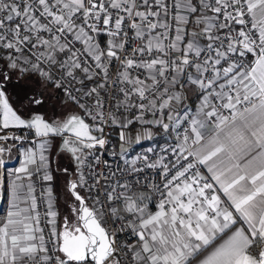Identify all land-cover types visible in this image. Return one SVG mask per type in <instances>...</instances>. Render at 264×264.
Returning a JSON list of instances; mask_svg holds the SVG:
<instances>
[{"label": "snow or ice", "instance_id": "6c2138e0", "mask_svg": "<svg viewBox=\"0 0 264 264\" xmlns=\"http://www.w3.org/2000/svg\"><path fill=\"white\" fill-rule=\"evenodd\" d=\"M0 201V264H264V0H0Z\"/></svg>", "mask_w": 264, "mask_h": 264}, {"label": "crops", "instance_id": "0c3cea01", "mask_svg": "<svg viewBox=\"0 0 264 264\" xmlns=\"http://www.w3.org/2000/svg\"><path fill=\"white\" fill-rule=\"evenodd\" d=\"M149 143H152V142L151 141H143L141 144L145 145V144H149ZM135 145H137V144H133L130 147H133ZM14 158H15L14 160H11L12 162L10 161L8 163L9 168H15V167L19 166L18 159H17L16 155H14ZM0 207H6V205L3 204V201H0Z\"/></svg>", "mask_w": 264, "mask_h": 264}, {"label": "built area", "instance_id": "2783aa9c", "mask_svg": "<svg viewBox=\"0 0 264 264\" xmlns=\"http://www.w3.org/2000/svg\"><path fill=\"white\" fill-rule=\"evenodd\" d=\"M150 145H151V143H149V144H145V145H142V144L140 143V144H137V145H135V146H133V147H130V155H134V154H136V153H139V152L145 150V149H146L148 146H150Z\"/></svg>", "mask_w": 264, "mask_h": 264}, {"label": "rangeland", "instance_id": "374dc122", "mask_svg": "<svg viewBox=\"0 0 264 264\" xmlns=\"http://www.w3.org/2000/svg\"><path fill=\"white\" fill-rule=\"evenodd\" d=\"M21 84H23V82H21ZM17 88H18V90H19V86H17ZM25 91H31L32 90V86L31 85H28V86H26V88L24 89ZM14 155H15V153L13 154V156H12V158L9 160V162L11 161V160H14L15 158H14ZM12 162V161H11ZM57 190H59V189H57ZM62 195V194H61Z\"/></svg>", "mask_w": 264, "mask_h": 264}]
</instances>
